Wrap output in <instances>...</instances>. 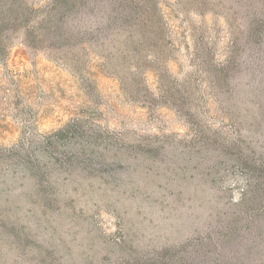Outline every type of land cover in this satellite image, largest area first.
I'll return each mask as SVG.
<instances>
[{"label":"rangeland","instance_id":"obj_1","mask_svg":"<svg viewBox=\"0 0 264 264\" xmlns=\"http://www.w3.org/2000/svg\"><path fill=\"white\" fill-rule=\"evenodd\" d=\"M49 1L24 0L22 17L0 34V150L11 159L0 160V264H109L120 256V238L151 253L206 236L237 209L246 185L238 151L264 157V0H158L171 40L168 73L191 94L177 111L159 102L144 107L142 97L122 91L98 53L116 62L111 41L88 50V38L56 45L27 39L34 19L27 4ZM253 11L260 42L242 52L230 85H212L196 72V57L211 48L223 64ZM144 73L158 98L155 72ZM78 121L116 142L152 147L114 143L110 157L121 162L49 167L42 186L52 203L42 205L16 160Z\"/></svg>","mask_w":264,"mask_h":264},{"label":"trees","instance_id":"obj_2","mask_svg":"<svg viewBox=\"0 0 264 264\" xmlns=\"http://www.w3.org/2000/svg\"><path fill=\"white\" fill-rule=\"evenodd\" d=\"M23 1L0 0V34L22 17ZM27 5L34 12L27 39L56 45L88 38L83 42L88 50L111 41L117 52L116 62L103 50L98 53L111 67L110 74L118 79L122 91L142 97L144 107L153 108L154 102H159L177 111L176 106L191 97L183 83H176L168 73L167 62L172 58L171 40L158 0H50L41 7L34 6V2ZM234 11L239 14L240 8ZM252 13L254 11L249 13L253 19L247 28L232 38L223 64L214 62L211 48L210 54L196 57V72L202 73L212 85L221 82L230 85L231 74L240 66L242 52L260 42L262 23L255 20ZM150 45L153 49L142 53ZM144 70H153L157 76L159 95L156 99L148 91ZM81 124V121L70 123L43 138L39 149L25 152L16 160L17 169L30 179L42 205L52 203L47 198L49 191L42 186L49 167L57 164L61 169L72 170L90 168L94 163L121 162L110 157L114 143L123 150L152 147L150 142L144 145L116 142L112 134L92 131L80 127ZM67 137L78 140L79 148L63 147L61 141ZM200 137L206 143L210 142L208 137ZM6 154L0 150L3 164L11 160L5 157ZM237 163L245 172L246 185L237 209L219 220L214 230L204 237H194L178 246L151 253L133 250L120 238L115 243L120 256L109 264H264V157L252 158L239 150ZM40 264L52 263H46L44 258Z\"/></svg>","mask_w":264,"mask_h":264}]
</instances>
